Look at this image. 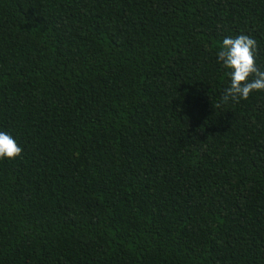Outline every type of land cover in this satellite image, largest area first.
Masks as SVG:
<instances>
[{"label": "trees", "instance_id": "obj_1", "mask_svg": "<svg viewBox=\"0 0 264 264\" xmlns=\"http://www.w3.org/2000/svg\"><path fill=\"white\" fill-rule=\"evenodd\" d=\"M264 0H0V264H264V91L223 101Z\"/></svg>", "mask_w": 264, "mask_h": 264}, {"label": "clouds", "instance_id": "obj_2", "mask_svg": "<svg viewBox=\"0 0 264 264\" xmlns=\"http://www.w3.org/2000/svg\"><path fill=\"white\" fill-rule=\"evenodd\" d=\"M257 42L247 34L226 36L216 53V59L226 70L229 86L223 101L248 99L253 91H264V71L255 64ZM22 153L18 141L8 131L0 130V159H15Z\"/></svg>", "mask_w": 264, "mask_h": 264}]
</instances>
